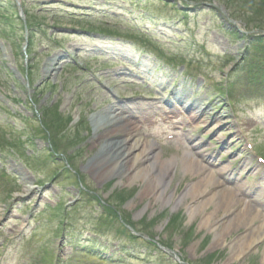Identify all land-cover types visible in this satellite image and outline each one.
I'll use <instances>...</instances> for the list:
<instances>
[{"label": "rangeland", "instance_id": "374dc122", "mask_svg": "<svg viewBox=\"0 0 264 264\" xmlns=\"http://www.w3.org/2000/svg\"><path fill=\"white\" fill-rule=\"evenodd\" d=\"M184 1L185 0H178L180 4H182ZM199 1L202 3H208V0ZM21 2L25 3L27 8L31 9L33 12V27L30 31L29 40H25V25L21 23L20 25L17 24L13 31H11V29H7V38H4L2 35H0V101L4 107L8 108L17 117L15 119L17 126L13 122H11V124L6 122L0 125V136L3 135L5 139H8L12 143L16 141L17 138L24 136L20 130L25 124V119L28 117L33 118V126L39 127L42 125L44 129H46L48 123H51L53 118H57L58 110L56 108L59 106L58 108H60V111L65 115L72 113V118L68 124L63 126L62 130H60V132L57 134L58 136H65V138L73 141L72 137L69 135L76 136V131L73 132V130L77 129L80 123V111L77 108H74V105L76 104V101L77 104L82 102L89 105L90 101L93 100L91 108L93 110L92 114H90L88 116L89 118L85 120L87 123V125H85L87 129H84L82 132L78 131L77 129L79 138H84V140L78 143L72 142L70 144H66L61 141L59 144H63L65 146L58 145V148L61 152L65 154L67 153V155H72L73 153L78 155L75 157L74 164L78 167V170L81 173L80 182L84 183L85 189H87L88 192L81 194V190L75 189L78 187L77 181L69 176H64V182L62 183L63 185L56 186L54 183L43 185L36 184L35 176H37V173H40L41 171L43 175V172L49 169L53 168V170H55L56 167H60L59 164L56 165L50 163L53 164L50 166L47 163H44L41 166L42 169L37 165L38 169L35 168V175L29 171V175L33 178L30 177L27 179L20 169L22 164L19 163L20 161L18 158L9 156L8 153V156H6L5 159L7 172L11 173V185H15V189L17 187L20 189V192L15 194L16 196L23 195L24 192H26L24 189L25 185H29L30 183L32 184L34 182L35 187L41 191L34 195L20 197L18 200L22 205H25L23 207L24 214L27 213V207L30 208V205H33L35 216L36 218L40 219L37 230V234L39 236H37V238L43 239L44 249H50L57 246L59 239L58 231L60 230L62 220L66 222L65 228L68 229L69 227L73 226L71 230L80 232V235L84 234L82 233L83 228L92 226L94 224L93 221L99 219V215L104 216L106 220L112 224L113 220H110L109 218H112L113 216L102 206V202H104L114 208H119L118 210L124 211L127 214H132V217L134 218V225H137L140 222H151L152 226L150 224L149 227L144 225V227L139 228L145 230L148 228L149 231L152 230L153 233L157 235L161 234L163 236L161 242H164L165 246L167 247L165 249H171V251L175 252L176 256L175 257L172 255V258L164 257L160 264H173V262L176 260L178 261V259L183 260L182 262H184V264H208V261L211 262L210 264H261L264 260V243L260 244L256 251L247 252L245 256H242L236 260L234 259L231 262L229 247H221L220 242H215L214 237H211L205 233L204 235L203 233L196 234V232H199L200 230L198 227L199 219H194L192 222L189 220L187 221L186 214L184 215L183 213V207L174 210L170 207H167L166 203L159 202L153 206H150L147 210L141 213L144 204L148 203L145 200L143 202V199L146 198V195L149 193V191H146L147 194L143 192L145 188L141 184L137 185L131 183V185H129L128 181L124 188L122 185L115 186L113 183H115L117 180H112L111 182L113 183H111L109 182V179H98L92 171L87 170V166L90 164L89 162L92 161V158L97 151L96 149L91 150V148H89L91 142H88L91 138H93L95 133L94 122H91L89 119L93 117L94 114H96V111L100 110L98 107L107 108L108 104H106V102L104 103V101L107 99L105 97H111L114 95V93H116L114 86H117L119 90L122 87H125L126 85L123 82L128 79L124 75L119 74V80L115 84L111 85L103 82L102 77L98 78L97 75L103 74L104 68H110L114 71V69L119 64H114L115 59L111 56L113 52L108 49H105L106 52H102L96 49L95 46L120 48L117 45H123L124 43L121 40L111 41L107 36L104 35L99 36L94 34L81 36V32L83 30V28H81L82 26L79 25L80 27H74L72 24H70L71 19L69 18L74 17L73 15L83 16L84 14H90L99 17L101 23H112L110 18H101L103 16L102 13H105L101 10L108 11L110 9V5L107 4L108 0H21ZM124 2L125 6L130 7L129 2ZM8 3L13 4L14 0H1L0 8L3 9L5 7L4 4ZM216 5L219 4L216 3ZM132 6L134 7L130 8L129 10L131 14L127 15L129 21L125 20L122 23L129 26L131 25L133 29H138L139 26H137V24L152 22L154 20L158 21L159 23H165L168 17L164 14H171L173 17H176L173 14L174 12L169 10H163V15H160L157 12L152 13L151 15L147 14L145 11H143V8L148 7V5H142V3L133 4ZM150 7H155V9H157V6L155 5H151ZM236 8L240 10L241 13H243L248 8V5L239 2ZM202 9L204 8L199 7L201 12H203ZM185 10L191 11L190 7L188 9L185 8ZM250 10L253 14L257 15H251L249 13L246 16L247 18L244 19V21H246V23L244 22L245 26L243 25L242 21L238 23L241 26V29L244 31L249 30L247 29V26L250 25L252 28H254V26L258 24V21H256L258 16L260 19L264 18V7L261 10H257V12L253 9ZM10 11L12 12V9H10ZM11 12H9V14H11ZM207 12L208 10L206 9V11L201 13V16L198 19L196 16V10L192 9L190 13L194 27L196 23L199 25V30L197 31V35L195 37L196 43L199 44L198 46H200V51H202L201 47H203L201 45H205L206 47L204 48L207 51L202 52L201 56H197L199 59H201L203 56L209 55V53L213 52L211 49L212 46L216 45L218 47L216 52L228 51L225 53L235 55V60L232 65L233 67L238 61H240V55L243 50L241 46H244V42L240 39L238 42L235 41V43H233L232 39H228V36L224 37L223 33L218 31L219 27L217 26L220 21L215 24L214 21L211 20V16H208ZM53 18L56 20L55 24ZM136 18H138L137 22ZM221 21L224 25H221L220 28L228 27L225 19H221ZM224 21L226 23H224ZM261 23H264V21L262 20ZM2 24L3 21H0V26H2ZM175 24L176 23L170 22L169 26L173 27ZM109 25L111 29H115L114 24ZM57 28H66L68 31H63V34L57 33L59 30ZM2 29L4 28H1V30ZM166 35L170 36V39H173L171 34L166 33ZM160 36L164 42L169 41L165 38V35H161V31ZM27 42L28 47L26 46ZM176 44L178 43L176 42ZM180 44L182 45L183 42H180ZM164 45L166 44L164 43ZM184 47L188 48L190 46L185 44ZM122 48L120 49L123 50ZM85 49L88 52H86ZM128 49L131 51L130 48ZM93 52H95V54ZM105 53L108 55V57H102V59H99V61L95 60V55H104ZM55 57V73L52 76H47L45 71L49 69L52 60ZM115 57L118 58L117 55H115ZM120 57L125 61L127 66L132 65L133 56H130L129 53L122 52ZM72 58H74V60H71ZM75 59H77L79 62V65L77 64L78 70H68V67L66 66L70 62H74ZM105 64H111L113 66L104 67ZM24 67H26V69L30 72L29 83L31 87L29 90L27 89L28 79H26L25 75H22L18 70V68L23 69ZM201 68L203 71V65H201ZM229 68L230 67H227L220 74L225 77V73ZM118 71L125 72L126 69L121 68ZM199 81L207 83V79L205 77L200 78ZM140 89H142L141 86L127 87L128 91H138ZM27 100L33 103L32 108L28 107L30 111L24 110L22 106V103H25ZM96 100H98L99 104L95 103L97 102ZM49 108H53L54 110H50ZM47 109H49V111ZM4 116L5 112L2 111L0 117L3 118ZM0 120L3 121L5 119ZM42 122H45L47 125L45 126V124ZM258 126L259 125L252 124L250 129L253 130L254 133L260 132V129H257ZM49 127L50 126H48V128ZM23 130L26 131V127ZM43 134V137H38L35 141H32V135L27 136V139H25V142L28 141L29 143H34L36 145L33 148H29L28 151H25L28 157L44 158V156L41 155V152L43 151H39L48 148L46 145L47 134L46 132ZM256 135L264 137V135ZM261 142L262 145H260L259 150L264 155V139H262ZM73 145L75 147H73ZM37 152H39L38 156L36 155ZM168 152L171 156L175 154L181 155L178 153H182L175 150ZM163 153L164 152H162V155ZM44 155L47 156L45 153ZM163 156L166 157L167 155ZM182 174L184 173L180 169L178 172V177L181 179L179 181L182 182L180 186L181 189L179 188L180 190L184 189L186 186L185 184L189 182V177L182 178ZM0 185L2 186V190H4V183ZM46 190L48 192L44 194ZM56 190L61 192L64 197L62 203L56 199ZM7 196L8 194L4 193L3 200L6 199ZM80 198H82V201L79 203V205H77L80 201ZM70 202H75L73 206L76 207H73L71 211L69 209L67 210V216L69 219H66L67 216L59 214L57 211H55L56 213H54V216H52L53 212L50 210L45 209L44 211L45 205H47V207L50 206L55 210L60 203H64L65 209V207L69 205ZM64 212H66V210H64ZM25 217H28V214H26ZM89 217L94 218L91 220ZM156 217H158V220L157 222L153 223V221L156 220ZM1 219L2 217L0 220ZM90 230L93 229L91 228ZM241 230H243V228L239 229V231ZM89 232L90 236L95 235L94 232ZM243 233L244 231H242L240 234ZM154 236L156 237V235ZM229 236L231 237L233 234H230ZM229 236H227V238ZM159 239L160 238L157 236L156 240L159 241ZM198 241H200L198 243L199 246H196L195 244ZM192 247H195V249ZM32 252L33 259L28 264H41L42 262H40V254L35 253L34 251ZM146 257V253L140 254L138 259L139 261H137L135 264H144L143 261L146 260ZM25 259L30 260V258ZM156 262L157 260H153L151 264H157Z\"/></svg>", "mask_w": 264, "mask_h": 264}, {"label": "bare ground", "instance_id": "6f19581e", "mask_svg": "<svg viewBox=\"0 0 264 264\" xmlns=\"http://www.w3.org/2000/svg\"><path fill=\"white\" fill-rule=\"evenodd\" d=\"M200 106H192L191 109L203 113L204 119L208 112ZM119 107L125 110L129 105L120 103ZM124 110L120 111L121 115H116L114 110L106 111L94 121L95 133L88 143L91 142V150L97 151L87 170L98 179L117 180L115 186L124 188L128 181L129 185L141 184L145 194L149 191L143 199L148 203L144 204L141 213L159 202L174 210L183 207L187 221L199 219L200 230L196 234L205 233L214 237L215 242H220L221 247H229L231 262L247 252L256 251L264 243V218L259 212L243 204L237 190L219 189L220 183L198 168L192 157L172 155L165 158L157 152L154 143L143 137L134 123L127 120L132 116L126 115ZM128 113L133 114L131 111ZM83 140L80 138V142ZM180 169L184 173L182 178L189 177L182 190L178 177ZM31 190L29 186L27 191ZM242 231L244 233L240 234ZM200 241L195 245L199 246Z\"/></svg>", "mask_w": 264, "mask_h": 264}]
</instances>
